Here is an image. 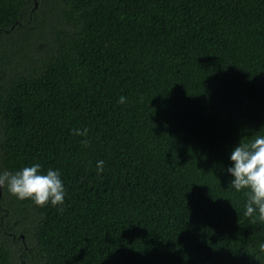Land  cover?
Here are the masks:
<instances>
[{"label": "trees", "instance_id": "obj_1", "mask_svg": "<svg viewBox=\"0 0 264 264\" xmlns=\"http://www.w3.org/2000/svg\"><path fill=\"white\" fill-rule=\"evenodd\" d=\"M258 132L264 0H0V171L65 188L37 207L4 187L0 264H264L226 171Z\"/></svg>", "mask_w": 264, "mask_h": 264}, {"label": "clouds", "instance_id": "obj_2", "mask_svg": "<svg viewBox=\"0 0 264 264\" xmlns=\"http://www.w3.org/2000/svg\"><path fill=\"white\" fill-rule=\"evenodd\" d=\"M121 96L118 103H125ZM87 129L74 130L75 135L87 136ZM87 144V140L82 141ZM232 166L226 171L233 177L230 185L237 191L246 190L247 201L244 215L264 222V134L251 135L246 141L241 139L232 153ZM103 161L97 163V172L103 171ZM6 187L8 192L19 200H31L37 207H44L49 202L52 206L64 204L65 188L58 170L49 169L41 172V165L36 163L24 167L15 174L0 171V188ZM63 210L62 208L60 209ZM259 252L264 254V242L259 244Z\"/></svg>", "mask_w": 264, "mask_h": 264}, {"label": "rangeland", "instance_id": "obj_3", "mask_svg": "<svg viewBox=\"0 0 264 264\" xmlns=\"http://www.w3.org/2000/svg\"><path fill=\"white\" fill-rule=\"evenodd\" d=\"M8 201V194L4 188H0V202L6 206ZM4 206L2 208H4ZM17 222V221H16ZM15 219L13 216V213L4 214L0 217V230H3V227L5 228L10 225H14ZM18 226H13L10 229H17ZM0 234H5L4 232H1ZM17 235L21 236V240L12 242L11 240L7 239V243L9 244L10 251L13 252L14 250H19L20 247H23L24 249H28V247L32 246L33 240L30 235L21 234L19 232H16ZM27 243V245H26ZM21 244L20 246H18ZM24 264H27V262H24Z\"/></svg>", "mask_w": 264, "mask_h": 264}]
</instances>
